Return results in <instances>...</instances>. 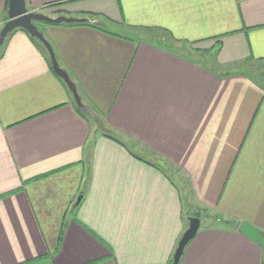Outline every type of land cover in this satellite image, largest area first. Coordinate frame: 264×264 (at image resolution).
<instances>
[{
	"label": "crops",
	"instance_id": "obj_1",
	"mask_svg": "<svg viewBox=\"0 0 264 264\" xmlns=\"http://www.w3.org/2000/svg\"><path fill=\"white\" fill-rule=\"evenodd\" d=\"M25 4L91 21L36 25L101 122L26 31L7 35L0 264H171L191 216L179 264H264L237 227L264 232V0Z\"/></svg>",
	"mask_w": 264,
	"mask_h": 264
},
{
	"label": "water",
	"instance_id": "obj_2",
	"mask_svg": "<svg viewBox=\"0 0 264 264\" xmlns=\"http://www.w3.org/2000/svg\"><path fill=\"white\" fill-rule=\"evenodd\" d=\"M37 22H43L47 24H73L91 21L88 18L83 17H50L41 12L29 10L25 4V0H7V20L4 22L2 28L0 29V46L3 44L7 35L15 29H23L29 34L31 38H35L37 41H39L44 50L48 53L53 72L64 81V83L70 90L76 107L79 110L85 112L89 117L93 118V115L91 114L89 109L82 103L81 97L77 91V87L70 79L67 71L59 66L53 48L44 37L42 31H40L37 27ZM188 221V227L182 233L174 250L171 264H179L185 246L196 235L200 227V218L190 217ZM238 231L262 248L264 259V232L258 227L250 224L249 222L240 223L238 226Z\"/></svg>",
	"mask_w": 264,
	"mask_h": 264
},
{
	"label": "rangeland",
	"instance_id": "obj_3",
	"mask_svg": "<svg viewBox=\"0 0 264 264\" xmlns=\"http://www.w3.org/2000/svg\"><path fill=\"white\" fill-rule=\"evenodd\" d=\"M32 11V10H31ZM35 12H41V13H46L45 12V10H43V11H40V10H37V11H35ZM45 15H47V13L45 14ZM47 16H49V15H47ZM51 16V15H50ZM52 17V16H51ZM55 17V16H54ZM40 30V29H39ZM39 42V41H38ZM174 49H176V50H179L180 48H182V47H173ZM83 103V102H82ZM88 108V107H87ZM89 109V108H88ZM89 111L91 112V114H92V111L89 109ZM93 115V114H92ZM89 118H91V117H89ZM92 120L94 119V121H100L101 122V120H100V118L99 117H95V116H93V118H91ZM168 170L170 171V169H169V167H168ZM179 177V179L181 180V179H184V178H181L180 176H178ZM184 177V176H183ZM184 181V180H183ZM183 184H184V186H185V183L183 182ZM186 187V186H185ZM191 212H193V209H191ZM192 214V213H191ZM205 215H207L205 212H203V213H201V217H203V216H205ZM191 217H197V216H191ZM199 218V217H198ZM215 218V217H214ZM211 221L212 222H214V219H211Z\"/></svg>",
	"mask_w": 264,
	"mask_h": 264
},
{
	"label": "trees",
	"instance_id": "obj_4",
	"mask_svg": "<svg viewBox=\"0 0 264 264\" xmlns=\"http://www.w3.org/2000/svg\"><path fill=\"white\" fill-rule=\"evenodd\" d=\"M83 23H85V24H88V25H91V24H89V23H86V22H82V23H73V24H83ZM32 39H34L37 43H38V45L42 48V50H44V48H43V46L35 39V38H32ZM45 51V50H44ZM46 52V51H45ZM77 108V107H76ZM78 109V108H77ZM78 111H79V113L80 114H82L83 116H85V117H88L89 118V116L85 113V112H83V111H81V110H79L78 109ZM218 220V218H215L214 220ZM239 226V225H238ZM237 226V227H238Z\"/></svg>",
	"mask_w": 264,
	"mask_h": 264
}]
</instances>
